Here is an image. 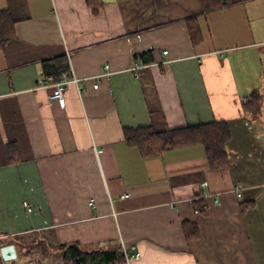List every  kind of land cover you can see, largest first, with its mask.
Here are the masks:
<instances>
[{
    "label": "crops",
    "instance_id": "obj_1",
    "mask_svg": "<svg viewBox=\"0 0 264 264\" xmlns=\"http://www.w3.org/2000/svg\"><path fill=\"white\" fill-rule=\"evenodd\" d=\"M205 1L0 0L14 28L0 47V239L140 254L115 264H264V0ZM47 59L84 92L50 98ZM214 120L231 131L220 168L200 144L143 157L125 141Z\"/></svg>",
    "mask_w": 264,
    "mask_h": 264
},
{
    "label": "trees",
    "instance_id": "obj_2",
    "mask_svg": "<svg viewBox=\"0 0 264 264\" xmlns=\"http://www.w3.org/2000/svg\"><path fill=\"white\" fill-rule=\"evenodd\" d=\"M227 3L228 0L205 1L204 7L208 10L211 7H219ZM191 20L188 19L189 28ZM13 32V20L7 11L0 10V47L13 35ZM147 55L148 53H142L138 58L148 61ZM52 60H55L57 63H49ZM59 60L47 59L43 61V73L53 78L54 76H61V73L66 71V66ZM260 101V97L256 94L248 97L246 106L251 114L259 112ZM124 135L127 144L137 147L143 157L156 156L169 149L200 144L205 148L209 166L220 168L229 164L227 144L231 131L228 123L224 120H214L180 128L165 129L163 131H157L152 126L125 128ZM196 232V229L193 227L191 233ZM187 234L190 235V233ZM11 243L15 245L17 258L16 260L4 262L0 255V260L4 264L24 263L32 260L28 255H31V253L37 254V252H41L43 254L42 257H47L48 255H44L47 250L48 254L54 252L57 257L63 260L64 264H115L125 261L124 250L120 243L106 246L97 245L91 249H84L78 242L59 243L49 235L42 236L29 233L25 236L15 235L13 239L9 240L0 239V247ZM37 255L38 258L41 257L39 254ZM37 263L45 264L40 259H37Z\"/></svg>",
    "mask_w": 264,
    "mask_h": 264
},
{
    "label": "built area",
    "instance_id": "obj_3",
    "mask_svg": "<svg viewBox=\"0 0 264 264\" xmlns=\"http://www.w3.org/2000/svg\"><path fill=\"white\" fill-rule=\"evenodd\" d=\"M164 54H167V51H164ZM165 61L166 60H161L160 62L162 63ZM148 65H149V63H147L143 59L139 58L135 61L134 65H132V67L130 69L133 71L135 76H138L139 71ZM110 74H111L110 67L108 64H106V65H104V71H101V73L98 76L99 77H107ZM62 76H63V79L59 80V81H55L52 78V76H48V77H46L47 79L44 82L39 83V86H45V87L46 86H53V90H52L51 94L49 95L50 98L62 97L65 90H66V86L68 83H73L77 87L79 94L84 92L85 87H84L83 82L86 80V78L81 79V78H78L75 76L69 77L67 75V73H64ZM97 86H98V80L95 79L94 84H93V88L96 89ZM205 185H206V182L202 183V186H205ZM235 190L239 191V187H236ZM92 203H93V199H89V204H92ZM22 204L24 207H26L27 211H29V212L32 211V207L27 201H24ZM123 250H124V254H125V261H127V262H129L131 259L138 258L140 255L138 252L129 253V252H127V249H125L124 247H123ZM0 264H4V263L0 260ZM21 264H35V262L32 260H29V261H26V262L21 263Z\"/></svg>",
    "mask_w": 264,
    "mask_h": 264
},
{
    "label": "rangeland",
    "instance_id": "obj_4",
    "mask_svg": "<svg viewBox=\"0 0 264 264\" xmlns=\"http://www.w3.org/2000/svg\"><path fill=\"white\" fill-rule=\"evenodd\" d=\"M259 89V87L257 88ZM48 250L45 252L44 255H48L47 257L43 256V254L41 252H37V254H39V256H41L40 258H38V255L36 253H31V255H28L29 258H32V261L35 262V264L37 263V259H40L41 261H43L45 264H64L63 260L60 257H57L54 252H51V254L47 253ZM4 262H9V261H4Z\"/></svg>",
    "mask_w": 264,
    "mask_h": 264
},
{
    "label": "water",
    "instance_id": "obj_5",
    "mask_svg": "<svg viewBox=\"0 0 264 264\" xmlns=\"http://www.w3.org/2000/svg\"><path fill=\"white\" fill-rule=\"evenodd\" d=\"M0 255L3 261H12L17 258V251L14 244H6L0 247Z\"/></svg>",
    "mask_w": 264,
    "mask_h": 264
}]
</instances>
